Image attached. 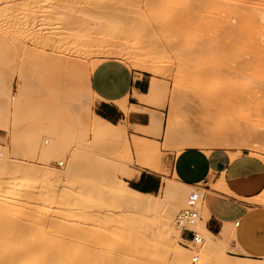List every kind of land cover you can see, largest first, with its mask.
<instances>
[{
  "label": "rangeland",
  "instance_id": "374dc122",
  "mask_svg": "<svg viewBox=\"0 0 264 264\" xmlns=\"http://www.w3.org/2000/svg\"><path fill=\"white\" fill-rule=\"evenodd\" d=\"M104 21L113 25L103 27ZM104 34H108L106 43L117 36L110 41L114 45L109 43L110 53L121 51L124 42L130 46L127 41L133 34H146L152 39L147 41L151 45L148 52L157 56L164 72L156 74L134 67L117 54L98 53L96 50L105 43ZM108 59L122 60L133 70L153 76L156 92L145 98L152 107L146 110L150 114L148 126L140 129L122 123L130 150L122 146L114 153L103 154L93 145L91 135L108 136L112 130L95 116L91 77ZM154 116L162 120L160 133L151 125ZM168 122H177L169 134ZM91 124L109 133H97L90 129ZM190 136H200L202 143L184 146ZM139 139H146L141 145L149 141L159 146L160 157L157 150L154 152L159 161L151 159L161 171L141 163L150 159L137 145ZM189 147L208 151L228 148L233 156L248 149L264 161V4L251 2L237 10L228 0H0V152L10 158L0 162V182L12 177L33 179V185L20 188L5 184L8 192L0 201V237L18 238L24 245H31L34 238L80 234L71 229L77 224H72L74 214L61 230L51 221L39 220L40 211L50 212L59 201L58 195L41 196L48 185L60 183L51 178L52 168L65 171L72 166L71 180L64 184L69 185L70 195L72 188L85 190L82 198L89 191L94 195L101 187L94 181L101 177L110 176L132 187L129 174L152 172L161 180L160 188L152 193L164 204L174 201L164 192L167 181L180 190L176 218L189 196L200 194L195 229L204 240L197 244L178 236L184 258L191 262L197 256L196 263L204 260V264H223L221 253L225 250L229 263L264 260L237 256L231 252L230 242H222L220 233L232 232L226 220L232 205L226 194L215 192L211 184L188 186L173 174L175 157ZM43 177L48 179L42 181ZM29 201L37 202L36 207L25 212ZM248 202L264 206V190ZM106 205L115 207L118 203L113 200ZM207 214L212 237L200 225ZM85 217L89 229L80 235L102 240L113 234L107 228L127 226L133 220L118 217L107 222L90 220L88 214ZM120 230L115 231L118 236H129Z\"/></svg>",
  "mask_w": 264,
  "mask_h": 264
},
{
  "label": "bare ground",
  "instance_id": "6f19581e",
  "mask_svg": "<svg viewBox=\"0 0 264 264\" xmlns=\"http://www.w3.org/2000/svg\"><path fill=\"white\" fill-rule=\"evenodd\" d=\"M251 2L264 4V0H228V3L237 10L243 9L244 6ZM106 5L107 7H111V5ZM248 11L251 13L253 12L250 10ZM82 23H85V21L83 20ZM105 24H107L108 27L112 23H110V21H108V23L104 21L103 27ZM104 35V42L106 43V40H108L106 39L108 38V34ZM114 37L115 36H112L109 39L113 40ZM132 37V40H130L133 41V43L131 41H127L128 39H126V41L131 44L130 46L126 42H124L125 40L123 41L124 43L118 42L129 46H127L126 48V46L124 47L123 45L124 48H120L121 51L110 53L109 43L112 40H109V42L107 41L108 43H106V45L104 46L102 45L105 43L100 45L99 49H97L96 51L98 53L102 52L101 54L104 53L107 55L117 54L118 56H122L132 62L134 67L142 68L146 71H154L156 74H159L161 70L164 72L163 68L161 69V66L157 64V62H160L158 61V59H156L157 56H152L148 52L147 48L151 46L150 44H148V40L152 39H150V37H148L146 34H133ZM115 38H117V36ZM112 44L114 45V43ZM112 44L110 43V45ZM132 44L135 48L132 47ZM151 49H153V47ZM153 52L155 53V51ZM163 72H161V74ZM153 81H155V79H153ZM153 81L152 91L156 92L155 82ZM243 94H245V92H243ZM172 119L174 120L175 118ZM172 119H170L171 122ZM169 122L168 125L170 127H167H169L170 129H168L171 131L166 132L167 134H169V132L172 133L173 128L175 129V127L173 126L177 125V122L171 125ZM152 125L161 129L162 120L160 119V117H153ZM94 126L95 124H91L90 129L93 130ZM190 137H187L188 139H186V144L184 143V146H195L202 143L201 139L199 138L200 136H198V138L194 136H192L191 138ZM204 139L206 141L207 138L204 137ZM208 139L209 141L213 140L210 138ZM139 140V143L136 141L137 145L139 146L140 144V150L145 151L148 154H146L147 157L152 162H143V160L141 159L143 157H140V159L142 160L141 163H144V165L154 164L156 162L155 160L159 159H157V155H155L154 153L156 152V150V154H158L160 157L158 151L159 148H157L159 146H156V143L155 145L154 143H150L149 141L148 143L150 144L147 143L145 145H141L143 143H146V139H144V142H142L141 139ZM214 140L216 141V139ZM260 146H258V148L263 149ZM125 147L130 150L128 144H126ZM140 150L137 149V152H139ZM149 153L154 154L149 155ZM151 158H154L155 160ZM9 159L10 158L8 154L0 152V162H7L9 161ZM72 171V166H69V168L65 171H60L56 168H52L51 178L60 180L59 182L61 184L59 183L48 185L46 189L42 191L41 196L43 197L44 195L45 198H53L54 196L58 195L59 201L57 202V204H53L51 206L52 208L50 209V212L40 211L41 215L39 220L41 222L51 221L53 225L61 230L62 227H65V225L69 224L70 214H74L72 215L73 217H75L72 224H77H74L71 229H74L73 232L79 231L80 234H83L84 230L89 229L87 225L90 222L89 219H86L85 217L87 214L90 216V220L107 222L111 220L115 221L118 217H130L133 218L132 223L127 225L128 227L126 225H123V227L113 225L110 228H107V230H111L113 234L110 238H107L105 240L92 237L91 235L82 236L80 234H65L63 236H59L58 234H56L52 237L48 236L42 238H34L31 245H24L18 238L12 239L0 237V264H204V260L197 263L194 262V259L197 256L190 262L187 258H184V253H182L181 251L182 246L178 242V236L182 237V234L181 232L179 233L178 231H176L177 224L175 223L176 212L178 211V209H180V190L173 183L167 181L164 184L165 194L167 196H172L174 200L169 205L164 204L151 192H143L137 190L126 185V182L121 183L118 179H114L110 176H105L103 178L101 177V180L99 179L97 181H94L92 178V180L101 185V187L98 189L96 188L97 190L94 189L96 191L94 192L93 196L91 195L93 192L89 191L88 194L84 196V198H82V192H84L85 190L81 192L80 188L79 190L77 188H72L74 189V192L70 195L68 191V189L70 188L69 185L64 184L65 182L67 183L71 180ZM47 179L48 178L43 177L42 181H45ZM0 180L3 179L0 178ZM32 180L33 179L27 177H12L6 179V181L4 180L2 183L0 182V201L8 192L6 191L5 184H7V187L20 188L23 186L33 185ZM17 191L18 190H16V193ZM76 193L80 195L76 196ZM90 196H92L93 198H91ZM70 199L73 202H70ZM95 200H101L102 203H90L91 201ZM113 200L117 201V206L111 207L110 205H106V203H110ZM258 203H262V201H258ZM36 204L37 202L29 201L24 206V208L26 209L25 212H30L36 207ZM200 223L202 228H204L205 234L209 237H212L213 234L205 226V221L201 220ZM117 229H121L120 231L122 232L126 231V233H129V236H118L115 232L117 231ZM186 254L190 255L188 252ZM208 254L210 255V253ZM227 258L228 253L227 251L223 250L221 253V261L223 264H264V260H245L229 263L227 262ZM202 259H204V257Z\"/></svg>",
  "mask_w": 264,
  "mask_h": 264
},
{
  "label": "crops",
  "instance_id": "0c3cea01",
  "mask_svg": "<svg viewBox=\"0 0 264 264\" xmlns=\"http://www.w3.org/2000/svg\"><path fill=\"white\" fill-rule=\"evenodd\" d=\"M152 81L153 76L137 72L119 59L105 60L96 67L91 77L96 99L95 116L112 130V135L108 136L91 135L98 151L111 154L126 144L130 148L129 138L125 137L124 140L123 133L126 134V131L122 133V123L127 122L131 127L140 129L148 126L150 114L146 110L152 107L145 98L155 93L152 91ZM153 127L159 133L162 130ZM93 130L97 133L108 132L96 124ZM231 152L228 148L208 151L189 147L178 152L172 171L183 184L192 187L211 184L215 192L226 194L232 205L226 216L232 232L222 231V242H230L231 252L237 256L264 258V206L248 202L256 199L264 190V161L248 149H242L235 156ZM144 167L161 171L154 164ZM136 176L137 173L132 172L127 177L133 180L132 187L137 190L152 193L161 186L157 174L142 172ZM209 219L207 214L204 219L206 227ZM237 221H240L239 225H236Z\"/></svg>",
  "mask_w": 264,
  "mask_h": 264
},
{
  "label": "built area",
  "instance_id": "2783aa9c",
  "mask_svg": "<svg viewBox=\"0 0 264 264\" xmlns=\"http://www.w3.org/2000/svg\"><path fill=\"white\" fill-rule=\"evenodd\" d=\"M61 164H64V162ZM199 201L200 194L196 192L192 193L187 199L185 208L179 212L176 218V223L181 230L182 238L191 240L197 244L202 243L204 240L200 233L195 229L197 221L200 217ZM239 224L240 221H237L236 225ZM194 261H198V257H196Z\"/></svg>",
  "mask_w": 264,
  "mask_h": 264
}]
</instances>
